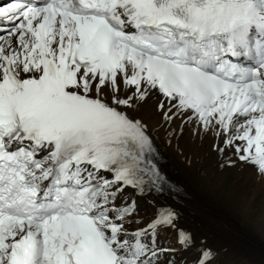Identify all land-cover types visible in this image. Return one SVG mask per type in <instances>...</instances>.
I'll return each mask as SVG.
<instances>
[{
    "label": "snow or ice",
    "instance_id": "6c2138e0",
    "mask_svg": "<svg viewBox=\"0 0 264 264\" xmlns=\"http://www.w3.org/2000/svg\"><path fill=\"white\" fill-rule=\"evenodd\" d=\"M169 154L264 185V0H0V264H234Z\"/></svg>",
    "mask_w": 264,
    "mask_h": 264
},
{
    "label": "bare ground",
    "instance_id": "6f19581e",
    "mask_svg": "<svg viewBox=\"0 0 264 264\" xmlns=\"http://www.w3.org/2000/svg\"><path fill=\"white\" fill-rule=\"evenodd\" d=\"M166 171L184 190L188 218L212 229L228 249L227 260L264 257V185L249 173L217 171L207 160L189 167L171 154Z\"/></svg>",
    "mask_w": 264,
    "mask_h": 264
}]
</instances>
